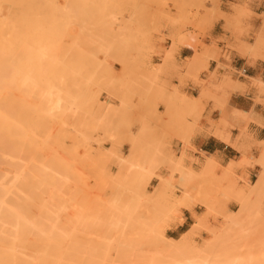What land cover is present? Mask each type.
<instances>
[{
    "label": "rangeland",
    "instance_id": "1",
    "mask_svg": "<svg viewBox=\"0 0 264 264\" xmlns=\"http://www.w3.org/2000/svg\"><path fill=\"white\" fill-rule=\"evenodd\" d=\"M2 1H4V2H2ZM6 1L9 4H6ZM9 1L10 0H0V7H1L0 10H2V12H0L1 21L4 19V21L2 23V27L5 24H8V21H6L5 18H7V15L10 13L9 11L11 9H13V8L10 9L12 3L14 2L16 4V2H17L16 0H15L16 2L13 1L11 3ZM21 1H24V0H21ZM51 1L54 2V7L56 6L57 10H58V8L60 9L63 7V9H60L59 15H56V16H59L60 19L63 16H65L67 18L66 19L64 17L69 22L64 21L63 18L61 19L64 22V23L62 22L63 24L61 25V27L64 25L65 26L67 25L66 28H65V26L62 29H60V27H59L58 29L60 31L59 30L57 31V32H59L58 36L56 35L57 33H55L54 37L48 38L49 35H52L51 31L53 29H56V27H55L57 25L56 22L60 21V24H61V20H59V18L56 20L55 19L56 17H50L49 16L50 13H51V16L53 13H54V16H55V14H58L57 10L55 13L54 8H53L54 12L52 9L53 13L50 11L51 5L48 6L51 3L50 1H49L50 3H48V1H46L47 5H44L45 2H44V4L42 2H40L43 4V6L45 8H46V6H48L47 7L48 10L50 9L49 10L50 12L47 13V10L44 7H42L45 9V11L43 10L44 13L46 12L45 14H47L46 16L44 15L46 19H48L47 18V16H48V17H50L48 20H50V19L52 21L54 19L56 20V21L54 20V23H52V21L50 20L51 21V22L49 21L50 24H49V22H47L49 25L52 26V28L53 27H55V28L52 29L51 26H49L48 24L45 23L46 26H44L42 29V26H40V25L44 24L43 21H42V23L40 22L41 23L40 25L35 26L34 24L37 23L36 20L38 19L36 16H38V15L35 16L33 13H32L33 15L30 13L31 15L30 14L29 15L31 17L35 16L34 18H31L30 16H28V17H30L32 20V28L34 25L35 27L33 29L37 28L35 30L36 31L38 30V32H39V33H36V35L38 36L42 33H44V34L46 33V34L45 35L43 34V36L39 37V39L41 40L40 42H41L42 46H40L41 45L40 42L35 39L38 37L36 35L34 36L35 41L39 42V44H38V46H40L38 49L39 51H37V49H36L37 46L36 47L33 46L34 50L32 52L31 51L29 52V50H25L27 48H30V46L32 47V45H33V43H30L32 45L29 44L30 45L29 46L26 43V44H24V45H26V48L24 45L21 46V47H23V49L21 48L20 55L18 56L17 59L15 58V60H17L16 62H18V59H20V61H19L20 65L16 64L17 67L20 66V67H18L19 69H21V67H23V68L26 67V66H24V64L25 65L27 64L28 65L27 67L31 68L32 67L31 64H33V62H34L33 60H35V62H34L35 64H33V68H34L38 65L39 66L44 65L43 63L41 64L40 62L46 60L45 58H47L48 55L51 53L50 52L51 48H53V47L56 48L55 46H57V48L61 49L62 52L60 50H58L57 48L56 49L53 48L54 52L57 51V53L53 52L54 53L53 54L54 61L51 60V59H53V57L49 56L47 58L48 63L46 62L48 66H49V64H52L53 62H56L58 64L59 59L56 58V55H57V57L59 55L61 58H63V60H65V62L62 64V65L65 64V66H64L65 70L62 69L63 67L61 66V64H60V66H57V68H56L58 70V73H60L59 77L57 76L56 72L55 73L53 72L51 74L48 72L51 68H52L51 71L55 69L53 67V64L49 66L50 69L46 68V67H48L47 65L45 67H41L42 69L40 68L41 71L40 70L39 71L42 72V75L39 74L40 73L38 71L39 66H38V68L36 67L34 69H30V71H32V70L34 71V74H33V72L32 73L30 72V74L31 75L33 74L32 77H35L36 76L35 73L39 72L38 75H41V77H43L44 79H45V77L46 78L49 77V79L47 80L49 82L52 81L53 75L56 74V76L54 75L53 80L56 77H58L59 79L57 78V80H54V84L60 86L61 85L60 83H64L61 85L60 89L62 91L64 90L66 97H64L65 95H63V98L66 99V101H64L66 103L63 104V102H62L63 105H61V106L62 107L65 106L64 109H66L67 111L64 110L62 107H59V108H61V110L63 109L64 111L63 110L62 111L65 113L62 116L63 119L61 117V115H62L61 113H59V115H57V117L60 120H63V121H61L62 124L60 123V120L58 121L55 118V120H56L55 121V120H53V118H51L49 116L50 114H52V113H50V112H52L51 110H48L49 112H47L46 110L42 111V112H44V114H43L44 118H39L38 116H36L38 114L40 115V113L42 114L41 109H40V107H41L40 103L42 105L43 104L45 105V103L44 102L42 103L40 101V98H37V95H33V93L35 94L34 90L36 88L38 89V91H44L43 87L41 90L38 87L39 85L38 86L35 85L36 87L34 85H32L31 88L32 87L34 88V90H33L34 92L32 91L31 88H28V87L24 88L25 93H26V91L31 89L30 90L31 93H29V92H28L29 94L26 93L27 94V96H26V94L21 92L22 88L19 91L20 88H17L15 86V83L11 82L9 84V82H7V80L4 79L5 77H2L3 81L6 80L5 82L2 81L3 87H11V89L12 88L15 89V87H16L15 91L18 90L20 93V94L19 93L16 94L15 91L11 92V90H10V92L6 91L8 89L5 88V90L2 91L3 95H6L4 93H7V92H9L11 95L15 94L14 98L19 99L18 101L16 99V101L18 103L21 102L22 105H23V103H25L24 105H26L28 103L27 106L28 105L30 106V107H28L29 110H27L25 108L27 106H24V107L22 106L27 111L31 110V112H32V109L33 110L36 109L35 111H38L40 109L39 110L40 112H38V114H37V112L36 113L34 112V116L38 118L37 120H35V117L32 116V117H34V118H32V121L29 120V123H30V121H31V123L29 124L27 121V124H29L30 127H28L29 125H27L26 126L27 128H25V126H24L25 124L23 123L24 121L23 122L21 121V123H23V127L21 126V124H17L18 123V122H16L17 120L13 117V115H16V113L14 114L12 112L13 111L12 109L10 111L11 112L10 116L13 117L16 121L13 119V120H11V122L13 124L15 123L14 125H18L17 127H20L23 131L27 130L26 132H28V134L32 137V140H34L32 145L33 144L35 145V149L37 151H38V148L39 149L41 148V146L39 147L41 142H42V144L45 141L51 142L52 138H54V140L56 142H54V141H53L54 143L51 142L53 144V147H52L51 143H49V142H46L45 145L43 144V147L47 148V146H48V148L46 150L47 152L45 151V149H44V151L43 150L41 151L42 159L45 162H48L47 158L52 155L50 152L52 151V149H54L53 150V156H54V153H56V154L58 153L59 155L55 154V156L59 157V158H60V156H62L61 159L63 158L62 160H64V161H61V160L60 161L67 164V166L64 167V171L63 170L61 171L60 169H58L60 172H65V173L60 174L59 172H55L57 167L53 164V160L51 158L52 163L50 161V164H49L50 169L49 170H50L51 175L53 174L52 177H54V175L58 176L60 174V178L62 177V179L56 177L59 180L56 183L58 186L62 183L61 180H63L64 182H63V187L61 186L62 187L61 188L59 186V189L56 188L57 187L56 184H55L56 185L55 187L53 185L54 183L51 184L50 186L52 188H50L51 190H49V194H48L49 197L45 196V200H48V202H50V204L49 203L47 204V201H45L47 204V208H49V210H50V211H47L49 213L48 215L49 216L51 215V217L54 216L55 219L52 218L53 219V221H52L51 217L48 218L49 219L48 221H50V223H48V226H47L49 239L46 238L48 241L46 239L45 240L42 239L44 242L46 241V243H44V245L45 244H47V245H45V247H42L41 249L38 248V249H40V251H42V249H44V248L45 249L43 250L44 252L43 251L40 252L38 250L39 252H38V254L37 253L35 254V257H39V255H41L40 259L43 257H45V258L47 257L48 262L46 264H49V262L54 263V264H57V263L58 264H111V263L112 264H125L127 261H128L127 264H136V263L137 264H142V263L147 264L148 262H149L148 264H151L153 261H155V262H153L154 264L155 263L156 264H171V263L172 264H180V263L184 264V263H186L185 262L186 260H187L186 264H188L191 261H193V264H206V262H207V264H211L212 261H214V258L216 260L218 259L217 261H219V262L222 261L223 263L228 261V262H226L228 264L235 263L234 261H236V260H237L236 261L237 264L240 262H241V264H264V213L259 212L257 205L256 204L253 205L254 204V201H253L252 204H250V205H253V207L249 206V204H247V206H245V208L247 209L246 210L247 212L245 211L246 212L245 215H247V216H245V215L243 216L244 220L246 218V220L244 222L242 220L243 218L242 219H241V217L238 218V217H236V215H234V216L237 219H235L234 217L228 218V216H231V214L233 216V212H237V210L239 209V205H240L239 202L238 203L235 202V200L232 197V194L229 193L230 192L229 190H231V192L233 191L232 193H234L236 188H243V189L248 188L250 183L256 179L255 175L251 179L242 178L240 176L238 177L231 171L230 166H229V169H230L229 172H227V170H223V171H220L219 173H217L218 171H216V168L218 166L214 167L210 173L209 172H203V167H202V169L201 168L200 169H195V168L191 169L189 166L186 167L182 163H178V161L174 162V158L172 156L169 158V163H165L166 151L164 152V147H165L164 136H157V135H154L152 137L144 136V128H148L150 126H153L154 128L163 129L165 126H168V125H171V126L172 125H178L179 126L180 125V119H181L180 117H183L182 114H177V113H174V114L170 115L169 117H167V116L166 117H159V116L157 117L151 113L149 107L148 108L144 107V102L148 104L149 101H151L150 100L151 98L153 101L161 100L160 88L155 83L144 86V79H143L144 73H142V70H141V65H144V53H147L150 50L152 51L153 47H154V43L156 42V40L162 41L165 39V37H166V39H170L172 41L173 45H175L176 43L180 44L183 41L195 42L197 40V38L206 31V29L209 25L210 18L213 16H216L218 14V12H213L214 14L211 12L212 9L214 8L213 7V1L214 0H189V1L188 0H186V1L185 0L184 1H182V0H159V1L158 0H144L145 2L143 0H132V1L127 0L128 2L126 0L125 1L124 0H111V1H109V0L108 1L107 0L106 1L105 0H86V1L85 0L84 1L83 0H77L80 4H77L78 2H75L76 0H71L70 5L72 4L73 6H71L72 10H70V12H71V14L75 15V19L73 18L74 16L70 14V12H69V14L71 16H68L69 18L67 17L68 13L65 14L66 13L65 11L67 10L65 8V7H67L65 4L67 2L69 4L68 0H56V1L51 0ZM93 1H95V2H93ZM141 1H143L146 4V6H145V4L144 5L141 4ZM19 2L20 1H18V4H16V5H19L20 4ZM24 2L26 3V0ZM35 2H36V0H34L33 1L34 4H32V7L35 5V7H33V8H35V9H33V11L36 10L37 14H39V12H38V10H39L38 4L39 3H37L38 0L36 2L37 4H35ZM108 2L109 3L111 2V3L108 4ZM1 4H3V5L1 6ZM4 4H6V8H5ZM26 4L27 5L29 4L28 0H27ZM219 4H220V1L217 2V5H216V3H214V6H216V8L218 9ZM30 5H28V6L30 7ZM124 5H126V6H124ZM209 5H210V7H209ZM91 6H93V7H91ZM12 7H13V5H12ZM36 7L38 8V10L36 9ZM78 7H79V9L80 8L81 9L78 10ZM113 7H115V8H113ZM131 7H133V8H131ZM153 7L156 9L154 10ZM180 7H182V9ZM107 8H108V12H107ZM139 8H141L142 11L141 10L139 11ZM6 9H8V11ZM73 9H75L76 11ZM84 9L87 12H85ZM96 9H98L102 12H97ZM14 10H15V8H14ZM14 10H13V13H14ZM16 10H17V13H18V11H20L17 9V7H16ZM16 10H15V12H16ZM88 10L91 13H92V11L94 12V10H95L96 11L95 17H93L94 16L93 14H91L92 15L91 16ZM29 11L31 12V9L27 10V12H29ZM74 11H75V13H74ZM80 11L82 14L84 13V15L80 14L81 16H83V18L79 15ZM22 12H23V10H21V12L18 13V14H20L21 18L23 17L22 19L19 18L18 15H17L18 18L15 15L16 16L15 19H14V17H11L13 15H9L11 17L10 21L12 22L13 19L15 21L14 22L15 23L14 24V30H15V28L21 30V28H23L24 26H25L24 27L25 29H26V27L31 28V26H30L31 24H29L30 27H28L27 25L24 24L25 21L27 23V20H24L25 16H23V14H25L26 11L24 10V13L21 16ZM88 13L91 16V19L89 18L90 16L87 15ZM5 14H6V16H5ZM62 14H63V16L61 17L60 15H62ZM96 14L98 15L99 19L96 18L97 17ZM40 15H41V12H40ZM40 15L38 17H39V19L41 17V20H42V18L44 16H40ZM165 15H166V17H165ZM26 16H27V14H26ZM10 17H8V18H10ZM78 17H80V19ZM86 18L89 20L85 21L84 19H86ZM102 18L105 19L104 20L105 23H103ZM179 18H180V20H179ZM33 19L35 21H33ZM81 19H83V22L81 21ZM100 20L102 21V24H104V25H101L99 23ZM16 21L18 23H16ZM22 21H24V22H22ZM45 21H47V20H45ZM84 21L86 23H84ZM106 21H108L109 24L111 22L110 26L107 25ZM38 22H39V20H38ZM134 22H135L136 26H135ZM152 22H154V24ZM75 23H77V24H75ZM88 23H89V25H88ZM84 24H87V26H85ZM105 25H107V26L105 27ZM100 27H104L105 30H103L104 28L101 29ZM137 27H138V29H137L138 31L135 33ZM85 28H88L90 30H86ZM4 29H6V30H4ZM4 29L2 28L3 32L7 31V33H8V28L6 25H5ZM47 29H48V31H47ZM50 29H52V30H50ZM100 29H101V31H100ZM125 29H126V31H125ZM35 30H32V31L35 32ZM102 30L104 31L103 33H102ZM121 31H123L122 34L120 33ZM131 31H134V33ZM242 31H244V29H242ZM5 32L2 33L5 36V37H3V35H2V38H4V39L6 37L9 38V36L11 35L10 32H12L11 29L7 35ZM17 32H19V31H17ZM47 32H48V34H47ZM54 32H56V31H54ZM15 33H16V31H15ZM87 33H88V35H86ZM101 33H102V35H101ZM106 33H108V34H106ZM111 33H114L113 37L115 38V40L118 38L117 43L121 45L120 47H122L123 50L120 47L118 49L119 45H117V48H116L117 43L114 42V38L111 36L112 35ZM131 33L133 35H131ZM18 34H20V33H18ZM27 34L25 36H27ZM31 34L33 35L32 32H31ZM31 34L29 33L30 36H32ZM98 34H100V35H98ZM29 35H28V37H29ZM103 35H105L104 38L109 35L107 37L108 39L106 38L107 42L104 41L105 40L104 38L102 39L103 41L100 40L103 37ZM144 35H146V38ZM11 36H10V38H11ZM14 36H18V35L14 34ZM14 36H12V37H14ZM44 36L46 37V40L48 41V42L46 40L44 41V38H43V41H44L43 43H46V44L42 43L41 38ZM55 36H57L56 39L57 40L59 39L58 40L59 42L55 39ZM21 37L23 39H25L22 35L20 36V38ZM28 37H26V38L28 39ZM60 37H61V40H60ZM110 37H111V40L109 39ZM128 37H129V39H128ZM18 38H19V36L17 38H14L16 41L15 44H17L18 40H16V39H18ZM32 38H33V36H32ZM82 38H84V39H82ZM48 39L49 40L53 39L54 41L52 40L51 42H49ZM70 39L71 40L73 39V41H70ZM122 39L125 42L124 46H122V44H124ZM29 40L31 41L32 39H29ZM108 40H110V41H108ZM23 41H22V44H23ZM79 41H80V44H79ZM89 41L91 42V44L89 43ZM134 41H136V42H134ZM26 42H29V41L27 40ZM37 42L35 43L36 45H37ZM53 42H54V44H53ZM55 42H57L59 44H57ZM92 42L96 45L92 44ZM102 42L104 44H102ZM13 43H14V40H13ZM24 43H25V41H24ZM86 43H89V44H86ZM113 43H115V46ZM15 44H14V46H16ZM4 45L6 46V44H4ZM4 45H3V47H5ZM45 45H46V47H45ZM47 46L49 48H47ZM3 47L1 49H5ZM90 47L91 48L93 47V50L91 49V51L89 52L88 48L90 49ZM125 47H126V49H125ZM32 48H30V49L32 50ZM40 48H42L41 51H40ZM62 48H64V49L62 50ZM191 48H194V47L191 46ZM14 49L18 50L19 47L17 49V46H16V48L14 47ZM14 49H13V52L15 51ZM43 49H45L47 51V54H46L47 56L45 55V53L42 52ZM45 50H43V51L46 52ZM26 51H27V53L28 52L31 53V57L29 56V59H28V57L26 56L27 60H24V59H22V55H24V52H26ZM59 51H60V53H59ZM1 52L4 54L3 51H1ZM8 52H9V54L11 53L10 50ZM36 52L37 53L41 52L44 55H42L40 53V56H39V55H37ZM15 53H14V56H15ZM60 54H63L62 55L63 57ZM27 55H30V54H27ZM35 55L40 57V59H41L40 62H39V58L36 57ZM110 55H112V56H110ZM5 56H6V54H5ZM10 56L13 57V55H10ZM41 56H45V58L43 57V60H42ZM87 56H88V58H87ZM34 57L38 58V60L35 59ZM61 58H60V62H61ZM1 60H2L3 64L7 66V63L10 59H8L6 57V59H1ZM13 60H14V57H13ZM110 60L117 61L122 66V70L120 73L113 72V70L109 67V61ZM21 62L23 63L22 66H21ZM29 63H31L30 64L31 67L29 66ZM34 65H36V66H34ZM1 66H3V65H1ZM54 66H55V64H54ZM58 67H60L61 69ZM67 67H68V69H67ZM43 68L45 70L48 69V71L46 70L47 73L44 72L45 70L42 71ZM4 69H6V67H4ZM66 69H67V71H66ZM22 70L23 69H21L19 71H21V73L26 72V71H22ZM28 70H27V72H28ZM57 70H54V71H57ZM60 70H61V72H63L64 75L60 72ZM3 71L4 70L2 69V72H1L2 75H3ZM6 71H8V70L6 69ZM27 72H26V75H27ZM43 72L46 73V75ZM72 72H73V74H72ZM43 74L45 76H43ZM81 74H83V76H81ZM35 79H36V77H35ZM37 80L38 81L40 80V84L44 81L43 80L41 82L42 79H37ZM37 80L34 81L36 84L38 83ZM45 81H46V79H45ZM55 81H58V82H55ZM49 82H47V83H49ZM70 82H72V84ZM35 83H33V84H35ZM47 83H46V85H47ZM50 84H52V82ZM73 84H74V86H73ZM65 85H67V86H65ZM41 86L42 85H40V88H41ZM9 93H7V95ZM36 93H38V92L36 91ZM40 93L41 92H39V95H40ZM61 93L63 94V92H61ZM21 94H23V95H21ZM102 94L106 95L108 99L111 97L117 98L121 103L123 111L119 112V110H117L118 109L117 107L107 106V105H105V103L103 101L101 102L100 99L102 98ZM20 95L23 96L22 97L23 99L21 98ZM28 95H30V97H32L33 99L31 98L32 100H30L29 99L30 97ZM24 97L25 98L27 97L26 99H29V100H26ZM69 97H71V98H69ZM4 98H7V96H5ZM14 98H13V100H15ZM173 98H175L176 100L179 99L181 102H183V98H185V96H181L178 92H175ZM20 99L24 102L20 101ZM38 100L40 101V103H38L39 102ZM4 101L5 100L3 99V102ZM9 102L11 103V101H8L7 106H8ZM21 103H20V106H21ZM12 104H13V101H12ZM66 104L67 105L69 104L70 107H69V105L67 106ZM3 105H4V103H3ZM20 106L19 107L16 106V107H18L16 109L19 110L21 108V110H22V107H20ZM31 106L34 108H32ZM11 107L14 108L13 105H11ZM4 108H6V107H4ZM30 108H32V109H30ZM44 108L46 109V107H44ZM76 108H77V112L74 113L76 111ZM54 110L57 111L56 109H54ZM59 110L60 109H58V112H60ZM16 112H18V111H16ZM19 112L18 113L23 116L24 110H22V113L20 110H19ZM45 112H47V113H45ZM12 113H13V115H11ZM48 113H49V115L46 116V114H48ZM72 113H73V115H72ZM25 115L26 114H24V116ZM51 116L56 117L54 114ZM28 117H27V119H28ZM40 117H42V116L40 115ZM16 118L18 119L19 116ZM23 119L25 120L24 117H23ZM33 119L36 122H34ZM39 119H40V121H38ZM19 120H21V119H19ZM32 122H33V125H32ZM37 122H39V123H37ZM39 125H40V127H39ZM54 125H56V126H54ZM59 125H61V127ZM135 125L140 126L141 130L136 136H133V135L129 134L130 133L129 129ZM45 126H47L45 128L46 130L41 131V130H44L43 128ZM57 126H59L61 129L58 128ZM13 127H15V126L12 125V128ZM38 127L39 128L43 127V128H41V130H40V129H38ZM30 128L33 130L35 129V130L31 131ZM48 128H49V130H48ZM21 129H19V131ZM80 129H81V131H80ZM37 131H39L40 134H38ZM32 132H35V134ZM53 132H56V134L54 133V135H53ZM56 137L57 138L58 137H64V138H62L63 140H61V138H58V139H60L61 143L64 144L63 146H64L65 152L62 150V148H63L62 145H60V143L57 144L58 142L56 140ZM70 138H72V139L70 140ZM123 142H128L130 144L128 151H121L120 150L119 147ZM21 143H22V141H21ZM56 144L58 145V147ZM73 144H75V145L73 146ZM36 145H38V146H36ZM260 145H264V143H261ZM17 146L19 147V146H23V145L18 144ZM49 147H51V148H49ZM59 147H61V148H59ZM22 148L23 147H21V150L18 149V151L21 152L23 150ZM56 148L61 149L64 154L62 152H59L60 150H56ZM261 149L262 148H260L259 155L257 157H254V155H250L249 159L244 158L243 160L245 161V163H239L240 167L241 166L247 167V168L256 167V169L254 170V173L257 175L258 170H259V165L256 166L255 164H258L256 162L260 157ZM101 152H103V153H101ZM83 153H85V154L83 155ZM22 154H23V151H22ZM18 155L21 156L20 153ZM23 155H22V157H23ZM69 155H71V156H69ZM75 155L76 156L80 155V156L76 157ZM90 155H91V157H90ZM96 155H97V157H96ZM20 156H19V158L21 159L22 157H20ZM117 157H119V159ZM83 159H85V161ZM22 161H20V162L23 163ZM18 162H19V160H18ZM97 162H99V163H97ZM127 163L130 165L128 166ZM51 164H53L54 167ZM100 165H101V167H100ZM67 168H69V169L66 170ZM84 170H86V171H84ZM70 171H71V173H70ZM187 171L191 172V174H189L190 176H185V173ZM224 171H226L227 173L225 174ZM75 172H77L76 173L77 175L75 174ZM90 172H91V174H90ZM95 172H97V173H95ZM201 172H203L204 174L207 173V174H205L206 176L204 175L205 179L202 176V178L206 181L204 182L203 180H201V181L199 180V182H201V183H199V182L197 183L196 182L198 180L197 175H200ZM94 173L96 174V176ZM203 173H201V175H203ZM187 175H188V173H187ZM192 175H194V176L192 177ZM195 176L197 178H195ZM200 176H199V178H201ZM159 177H163L165 179H168L170 182L167 185L168 188H166L167 192L164 190L163 195H161L160 197H155V196H153L152 192L154 191L155 186L159 182ZM137 178L139 179V181H141L140 179H142V182H144V184L146 181V185L143 186L142 182L138 181L140 184H142V185L138 186V182H137L138 179ZM102 180H103V182H102ZM134 181L136 183H134ZM150 181H151V183H150ZM202 183H204V184H202ZM198 184L202 185V186H199L200 187L199 188L197 186ZM83 185H84V187H82ZM133 186L135 188H136V186H138L140 189L137 187L136 188L137 191H136V189ZM232 186L234 188H232ZM92 187H94V188H92ZM197 187L199 189L198 190L199 192H201L200 190L203 191V189H201L202 187L205 189L203 191V193H198V194L202 198H205L202 200H207V202H209V204L206 203L209 206V208L206 207L207 206L206 204H205L206 205L205 206V205H203L204 203L202 204L200 202V201H202V200H200L201 197L199 199V198H197V196H195V194L193 195L194 196L193 198H197L198 202L200 204H198L197 200H194L195 202H197V204L193 203L194 204L193 206L196 208L197 212L192 213V221L190 222L191 225L188 226V229H190L191 226H193V224L196 223V221L199 217L200 218L198 220H200L204 216L206 218L204 217L203 220L201 219V221H199V222L203 221L204 224L201 223L202 225L200 226V223L198 222L199 225H197L195 227L196 228L195 232L191 236V240H190L191 244L188 243L189 245L186 244L187 246L185 244L179 245L180 248L178 246L177 247L175 246V248H173L170 251V252H172L174 250L173 253H175V254H173L170 252H164L162 249H160L159 247L162 245V243L157 244L156 241H153V240H156L155 238L153 239V237H150L149 239L152 238V241H150L148 239L149 240V242H148L147 238L149 237V235H151L152 231L155 229H156V231L158 229L163 230L164 235L166 237H169V234L165 233L166 229H168V227H165L167 224L166 222L180 223L182 221V213L180 210L182 208H185L188 203L194 202V201H192L193 198H191L192 195L190 193L191 192L194 193V191H195V193L198 192L195 189ZM54 188H55V190H54ZM95 188H97V189H95ZM138 190H140V191L138 192ZM142 191H145V193H141ZM62 193L64 195H66L67 193L68 194L66 196H64V195L62 196ZM189 194L191 195L189 198L192 200L186 201V199H187L186 198L185 199V206L182 207L181 202L184 200L183 198L187 197V195L189 196ZM196 195H197V193H196ZM50 196H52V198H50ZM65 197H66V199H65ZM235 197H236L235 199L238 200L237 193H236ZM53 198L55 200H53ZM68 198L70 200H68ZM34 200L36 201V199H34ZM251 200L249 203H251ZM115 201H116V203H115ZM36 202H38V200ZM36 202H32V205L30 207L31 212L29 213V215H30V217L33 218V220L35 219V217L38 218L37 214L40 212V209H41V208L40 209L38 208L40 205H39V203L36 204ZM179 202H180V204H179ZM202 202H204V201H202ZM182 203H184V202H182ZM246 203H248V202H246ZM33 204H34V207L32 209ZM35 204H36V208H35ZM120 204H121V207H120ZM55 206L57 207V209ZM79 206H81V207L79 208ZM45 209H46V207H45ZM53 210H54V212L59 210L58 214H57V212H56L57 215L54 214V212H52ZM92 211H94L93 214H92ZM120 211H121V213H120ZM115 212H116V214H115ZM51 213H53V214H51ZM74 213H77L79 215V217L77 214H74ZM124 213H125V215H124ZM66 215H68L67 216L68 219L65 218ZM75 215H77L76 217H78L77 220L78 219L84 220L85 223L89 222L88 226H87V227H89L88 230L86 227V230L83 231L85 228L84 226H86L87 224H85L83 226L84 228L83 227L79 228L82 222L80 221V225L79 224L76 225V223L78 221L76 223H74L76 220ZM81 215H84L86 217L85 218L86 220ZM113 216H116V218ZM89 219L91 221L92 220L93 221L91 222ZM58 220H59L60 224L56 223ZM68 220L70 222H67ZM229 220L232 221V223H234L232 228H231V226H229V227L227 226ZM233 220H234V222H233ZM240 220H242V221L240 222ZM111 221L113 223L109 224V223H111ZM93 222H94V224H93ZM73 223L75 225H73ZM243 223H245V224H243ZM56 224H57V226H56ZM91 224H92V226H90ZM82 225H83V223H82ZM59 227L60 228L63 227L62 228L63 230L60 229ZM107 227L109 229L111 228V230L107 231V232L111 231V234L109 233L110 234L109 240H108V238H106L108 235L105 237V234L107 232L106 233L104 232L105 234L103 233L104 229L108 230ZM226 227L228 228L229 231H227ZM58 229H60V230H58ZM116 229H118V232L116 231ZM222 229H223V231H222ZM236 229L240 233V235H239V233H237L235 231ZM41 230H44V229H41ZM121 230H122V232H124L126 230L127 232H125V233L128 234L127 236H129V235H131V236L125 237L123 233L121 235V233H119V232H121ZM97 231H99V232H97ZM46 232H45V234H46ZM93 232H96V233L93 234ZM222 232L224 235L222 234ZM228 232L233 238L237 239L238 242H236L237 240L236 241L233 240V238L230 235H228L229 238H232L231 240L235 241L232 243L230 241V239L228 237H226ZM101 233L104 234L105 239H107L108 241L105 240L104 237H100V235H102ZM118 233L121 236H119ZM139 233H140L141 237H143V235H144V238H141L142 240H139L140 243L137 240L139 243V248L136 247L138 245L130 247L129 244H132L131 241H134L131 238L133 237V238H135V240L140 238ZM219 233L222 235H220ZM41 234H42V232H41ZM96 234H97V236H93ZM136 234H138L139 236ZM23 235H24V233H23ZM26 235L27 234H25V236ZM49 235H50V237H49ZM114 235H115V237H114ZM181 235L182 234L177 235L174 238L177 239ZM30 236H31V234H30ZM39 236L41 237V235H39ZM44 236H47V235H44ZM215 236H218V238H220V239L217 240V237H215ZM31 237L34 238L35 235L31 236ZM40 237H38V239H40ZM116 237H119V238L121 237L122 239L125 238L126 243H127V240L129 241V243H127V244L125 243L123 245L122 243H124V241L120 238L121 239L120 242H122V241L123 242L119 243L118 242L119 240L118 241L115 240V239H117ZM136 237H138V238H136ZM154 237H156V236H154ZM26 238L28 239V237H25V245L20 246L24 250L19 249V247L18 248H13V247H11V248L7 247L6 248V247L0 246V254L2 255L3 253H5V254L8 253L11 255L10 252L12 249V255L13 254L14 255L19 254L20 257L25 256V258H26L27 257L26 255L29 252V248H28V251L26 252L27 249L25 250V247L28 246L31 248V246L26 245V243L28 242V241H26L27 240ZM73 238H75L76 241H74L75 239L73 240ZM222 238L224 239V241H222L223 240ZM227 238L229 239V241L227 240ZM30 239H29V241H31ZM69 239H72V240H69ZM215 239L217 240V242ZM103 240L107 241L109 243V244H106L108 246V248H106V250H104L105 249L104 247H107L106 245H104V247L100 246L102 248L96 247L98 245V243L103 242ZM145 240L147 242L144 243L143 241H145ZM116 241L122 247L119 245H116L115 244ZM157 241L161 242L159 240H157ZM226 241H228L227 243L231 242V244L226 245L227 244ZM152 242L154 245L151 244ZM221 242L222 243L225 242L223 244L226 247L228 246L229 248H224V246H222L223 249H221V244H222ZM79 243H82L84 247H82V244L80 245ZM93 243H94V245H93ZM95 243H96V246H95ZM134 243L136 244L137 242H133V245H134ZM209 243H211V244H209ZM29 244H30V242H29ZM31 244H32V242H31ZM37 244L41 246L40 242H38ZM78 244H79V246H78ZM86 244H87V246H86ZM215 244L217 246H215ZM42 245H43V242H42ZM55 245L57 247H55ZM100 245H101V243H100ZM114 245H115V247L119 246L116 248V250H119V251L122 249H124V250L128 249L127 251L125 250L127 253L122 250L123 252L121 251L120 254H118L117 252H119V251H117V252L115 251ZM150 245L151 246L153 245V246L150 248ZM144 246H146V249H144ZM58 247L62 250H60V249L58 250ZM92 247H96L98 250L96 248H94V250L96 249L95 250L96 252L94 250L90 251V249H93ZM120 247L122 249H118ZM141 247L143 249H141ZM147 247H149V249ZM205 247H208V248H205ZM2 248L7 249L6 250L7 252L5 251V249L3 250ZM9 248H10V251H9ZM80 248H83V250H80ZM84 248L87 250L85 251ZM88 248H89V251H88ZM99 248L101 249V251H103V253L105 255H103V253L101 251H99ZM152 248H155V250H153ZM14 249H16V250H14ZM130 249H131V251H130ZM150 249H152V250H150ZM232 249L233 250L236 249L238 251L235 250V253H234V251ZM21 250L24 251V253L26 255H24V254H23L24 256L20 255V253L22 252ZM33 250H35V249H33ZM33 250L31 249L29 253L32 254L34 252ZM211 250H212V252H211ZM214 250H216V251H214ZM239 250H241L242 252ZM87 251L89 253L93 252L95 257L92 256L93 253L89 254ZM128 251L130 253H128ZM231 251H233L232 254H231ZM45 252H47V253H45ZM100 252L102 253V255H100L101 254ZM137 252H140L141 254L145 255L146 258L139 253L137 254ZM145 252H146V254H145ZM176 252H177V254H176ZM215 252H216V254H215ZM39 253H42V254H39ZM116 253L118 254V256L117 255L115 256ZM123 253L128 254L127 255L128 257L127 256L126 257L129 258V260L127 258H125L126 254H123ZM236 253H237V255L238 254L242 255L243 259L240 256L235 255ZM30 254H29V256H30ZM213 254H215V255H213ZM51 255H53L52 257L55 261L57 260L56 262L54 260H52V258H50ZM62 255H64V256L62 257ZM119 255H122V256H119ZM233 255L235 257L237 256V258L235 259V257H233ZM33 256H34V254H33ZM96 256H99V257H96ZM136 256H137V258H136ZM30 257L29 258L27 257V260L31 261L32 262L31 264H36V263H34L37 261V260L36 261L34 260L36 258H33V260H34L33 261V260H30ZM54 257H56L57 259H55ZM108 257L110 260L107 259ZM208 257H209V259H208ZM220 257H221V259H220ZM25 258H22V259H25ZM92 258H94V259H92ZM95 258H96V260H95ZM50 259H51V261H50ZM121 259L122 260L127 259V261H121ZM188 260H191V261L188 262ZM202 260H203V263H201ZM100 261H101V263H100ZM117 261H118V263H115ZM210 261H211V263H210ZM0 262H2L1 259H0ZM42 262H45V259ZM122 262H124V263H122ZM190 264H192V263H190Z\"/></svg>",
    "mask_w": 264,
    "mask_h": 264
},
{
    "label": "crops",
    "instance_id": "2",
    "mask_svg": "<svg viewBox=\"0 0 264 264\" xmlns=\"http://www.w3.org/2000/svg\"><path fill=\"white\" fill-rule=\"evenodd\" d=\"M218 9L220 13L210 18L206 31L196 43L183 41L173 45L165 37L162 41L156 40L152 51L144 53V65H141L144 86L155 83L160 88L161 98L157 101L151 98L148 104L144 102V107H149L157 117L183 115L179 126L168 125L163 129L150 126L144 128V136H164L165 163H169L172 156L174 162L200 169L210 160L217 163V173L231 164L236 176L251 179L255 175L256 178V167H240L238 163H244L243 159H249L250 155L257 157L264 146L260 145L264 143V46H257L260 41L264 45V0H220ZM258 34L262 35L261 39ZM243 43L251 46L255 54L245 46L246 52L239 50ZM168 50L173 51L169 53L171 59L166 55ZM109 67L115 73L122 70L114 60L109 61ZM175 92L185 96L183 102L173 98ZM187 98L193 102L182 104ZM100 101L123 111L115 97L108 99L102 94ZM190 104H194L191 108L195 107V116L189 112L193 111ZM183 106L188 108L185 107L184 112ZM221 119L226 122L224 132L229 141L213 134L214 124L217 126ZM140 130V126L135 125L128 133L136 136ZM129 147L128 142H123L119 148L128 151ZM180 211L182 221L165 231L169 237L186 232L192 213L197 212L195 207Z\"/></svg>",
    "mask_w": 264,
    "mask_h": 264
},
{
    "label": "bare ground",
    "instance_id": "3",
    "mask_svg": "<svg viewBox=\"0 0 264 264\" xmlns=\"http://www.w3.org/2000/svg\"><path fill=\"white\" fill-rule=\"evenodd\" d=\"M13 1H15V0H10L9 2L11 3V2H13ZM17 1V2H16ZM15 2H16V4H18V1H20L19 3L22 5H16L14 2V4L12 3V5H13V7H12V5H11V7H10V9L11 8H13V9H9L10 11V13L7 15V18L8 17H10L9 15H13V16H11V17H14V19H15V17L18 15L19 16V18H21L20 17V14H18L19 12H21V10H23V12L21 13V16H22V14L24 13V10L26 11L25 12V14H23V16H25L24 18V20H27V23H26V21L24 22V21H22V22H24V24L25 25H27L28 27H30L31 26V28H27L26 27V29L23 27V28H21V30L20 29H17V28H15V30H14V19L12 20V22L10 21V19H11V17L10 18H5V20L6 21H8V24H5L6 26H7V28H8V33H9V31H10V29H11V31L12 32H10V34L12 35V36H14V34H16V35H18L19 36V38L18 39H16V40H18L17 41V44H15V39L14 38H17L18 36H14V37H12L11 35V38H10V36H9V38H2V33H4L3 32V30H2V28L4 29V27H5V25L2 27V23H3V21H4V19L1 21V17H0V246H2V247H13V248H18L19 247V249H22L20 246H24L25 245V237H28V239L26 240V241H28L27 243H26V245H29V246H31V248L30 247H28V246H26L25 247V250H26V252L28 251V248H29V252H30V250L32 249H35V250H33L34 252L32 253V254H30L29 252V254H30V256H29V254L27 253V255L24 253V251H22V250H24V249H22L21 251L23 252H19L20 253V255H26L28 258L30 257V260H33V258H36V259H34L36 262H34V263H36V264H46L47 262H48V259H47V257L45 258V257H43L44 259H45V262H42L44 259L43 258H41L40 259V257H41V255H39V257H35V254L37 253L38 254V252L40 251V249L42 248V247H45V245H47V244H45L44 245V243H46V241L44 242L42 239H49L48 238V231H47V226H48V223H50V221H48L49 219L48 218H50L51 217V215L49 216L48 214V212L47 211H50L49 210V208H47V204L49 203L50 204V202H48V200H45V196L46 197H49L48 196V194H49V190H51L50 188H52L50 185L51 184H53L54 185V187L57 185L56 183L59 181L57 178H60V174L61 173H65V172H60L58 169H60L61 171L63 170L64 171V167L65 166H67V164L66 163H63V162H61V161H64V160H62L61 159V157L62 156H60V158L59 157H56L55 156V154L56 153H54V156H53V150L54 149H52V151L50 152L52 155L50 156V157H48L47 158V161L48 162H45L43 159H42V156H41V151L43 150L44 151V149H45V151L47 150V148H48V144L46 145L47 146V148L46 147H43V144L45 145V143L46 142H49V141H45L43 144H42V142H41V144L39 145V147L41 146V148L39 149L38 148V151L35 149V145L33 144L32 145V143H33V141L34 140H32V137L28 134V132H26L27 130H22L20 127H17L18 125H14L12 122H11V120H13L14 118L17 120H15L16 122H18L17 124H21V126L23 127V123L25 124L24 126H25V128H27L26 126L27 125H29L30 123H31V121H32V118H34L35 116H34V112L36 113L37 112V114H38V112H40L39 110L41 109V112L44 110H46L47 112H49L48 110H51L52 112H50V113H52V114H50L49 115V113L48 114H46V116L47 115H49L51 118H53V120H55V118H56V120H60L58 117H57V115H59V113H61L62 115H61V117L63 116V114L65 113V112H63L64 110H66V109H64L65 108V106H61V105H63L64 103H66V102H64V101H66V99L65 98H63V95H65V93H64V90L62 91L61 89H60V87H61V85L62 84H64V83H60L61 85L59 86V85H55L54 84V80H57V78L59 77V74L60 73H58V70L56 69L57 68V66H60V64H61V66L63 67L62 69L63 70H65L64 69V66H65V64L64 65H62L64 62H65V60H63V58H61L59 55H58V57H57V55H56V58L57 59H59L58 60V64L56 63V62H53L54 61V57H53V54L54 53H57V51H55L54 52V50H53V48H51V50H50V52L52 53H50L49 55H48V57L50 56V57H53V59H51V60H53L52 62V64H53V67L55 68H53L54 70H57V71H54V70H52L51 71V69H50V65H52V64H49V66L47 65V63H48V60H47V58H45V56H41V58H42V60H43V57L46 59V60H44V61H41V59H40V57H38V56H36V57H38L39 58V62L42 64H44V65H42V66H39V68H38V66H36V65H34V66H36L37 68H38V71L40 70V68L41 67H45L46 65L48 66V67H46V68H49L50 70L48 71V69H46L50 74L51 73H55L56 72V74H57V76L58 77H56V78H54V80H53V77H54V75L56 76V74H54L53 75V77H52V81H47L48 79H49V77H45V79H46V81H45V79L43 78V77H41V75H42V72H38L39 74H41V75H38V73L36 72L35 74H36V79H35V77H32L33 76V74H34V71L32 70V71H30V69H34V68H36V67H34L33 68V64H35L34 62H35V60H33L34 62H33V64H31V63H29V66H30V64H31V68H29V67H27L28 65L26 64H24V66H26V67H21V69H23L22 71H26L27 72V70H28V72H27V75H26V72H22L21 73V71H19V70H21V69H19L18 67H20V66H16V64H18V65H20V59H18V62H16L17 60H15V58L17 59L18 58V56L20 55V51H21V48L23 49V47H21V46H23L24 44H30V43H33V45L32 44H30V45H32V47L33 46H37V51H39L38 49H39V47L40 46H42V44H41V40L39 39V37H41V36H43V34L44 33H42V34H40V35H36V33H39L38 32V30L36 31L35 29H37V28H35V29H33L36 25H40L41 23H42V21L44 22V24H41L40 26H42V29H43V27L44 26H46V24H48L47 22H49L50 20H48L50 17H56L55 19L57 20L58 18H59V16H56V15H59V13H60V9H63V7L62 8H58V10L56 9L57 7L55 6L54 7V2L53 1H51V0H38V2H37V0H36V2L37 3H39L37 6H38V8H39V10H38V8L36 7V9L38 10V12H39V14H37V12H36V10L35 11H33V9H35V8H33V7H35V5L32 7V4H34L33 3V1L32 0H28V5H30V7L26 4L27 3V0H26V3L24 2V1H21V0H16ZM31 1V2H30ZM46 1H48V3H50L48 6H50L51 5V7H50V11L52 12V9L54 8L55 9V13H56V10H57V12H58V14H55V16H54V9H53V14H52V16H51V13H50V17H48L47 16V18L48 19H46L45 18V16L47 15V14H45L44 13V11H45V9L47 10V13L48 12H50L49 10H48V6H46V8L43 6V4H44V2H45V4L44 5H47V3H46ZM50 1V2H49ZM56 1V0H55ZM69 1V4H68V2L65 4L67 7H65L67 10L65 11L66 13L65 14H69V12H70V10H72V7L71 6H73L72 4L70 5V3H71V0H68ZM84 1V0H83ZM86 1V0H85ZM106 1V0H105ZM108 1V0H107ZM109 1H111V0H109ZM125 1V0H124ZM127 1V0H126ZM132 1V0H131ZM144 1V0H143ZM143 1H141V4H145ZM159 1V0H158ZM182 1H184V0H182ZM181 1V2H182ZM186 1V0H185ZM189 1V0H188ZM220 0H214L213 1V9H212V13L213 12H218V13H220L219 12V9H217L216 8V6H214V3H216V5H217V2H219ZM2 2H4V1H2ZM35 2V4H37ZM40 2H42V3H40ZM66 2V1H65ZM75 2H78L77 0L75 1ZM93 2H95V1H93ZM128 2V1H127ZM97 3V2H96ZM95 3V4H96ZM111 3V2H110ZM109 2H108V4H110ZM132 3V2H131ZM140 3V2H139ZM147 3V2H146ZM151 3V2H150ZM161 3V2H160ZM183 3V2H182ZM181 3V4H182ZM188 3V2H187ZM6 4H9L7 1H6ZM6 4H4V6H5V8H6ZM26 6H25V5ZM41 4V5H40ZM68 4V5H67ZM77 4H80L79 2L77 3ZM104 4V3H103ZM106 4V3H105ZM107 4V5H108ZM135 4V3H134ZM3 4H1V6H2ZM17 7V9L18 10H20L21 8V10L20 11H18V13H17V10H16V7ZM26 7H24V6ZM64 5V6H65ZM70 5V6H69ZM90 5V4H89ZM106 5V6H107ZM137 5V4H136ZM153 5V4H152ZM8 6V5H7ZM41 6V7H40ZM69 6V7H68ZM80 6V5H79ZM124 6H126V5H124ZM145 6H146V4H145ZM19 7V8H18ZM42 7H44V8H42ZM81 7V6H80ZM90 7V6H89ZM91 7H93V6H91ZM95 7V6H94ZM1 8V7H0ZM14 8H15V10H16V12H15V10H14ZM30 10L31 9V12L29 11V12H27V10L28 9ZM64 8V9H65ZM110 8V7H109ZM113 8H115V7H113ZM131 8H133V7H131ZM154 8V7H153ZM181 9H182V7H180ZM27 9V10H26ZM42 9V10H41ZM81 9V8H80ZM79 9V7H78V10H80ZM137 9V8H136ZM156 8H154V10H155ZM184 9V8H183ZM7 11H8V9H6ZM13 10H14V13H13ZM44 10V11H43ZM73 10H75V9H73ZM92 10V9H91ZM97 10V12H102V11H100V10H98V9H96ZM142 11V9L141 8H139V11ZM43 11V12H42ZM62 11V10H61ZM68 11V12H67ZM76 11V10H75ZM75 11H74V13H75ZM82 11V10H81ZM81 11H80V13H79V15L81 14V15H84V13L82 14L81 13ZM84 11L85 12H87L85 9H84ZM89 11V10H88ZM134 11V10H133ZM132 11V12H133ZM136 11V10H135ZM0 12H2V10H0ZM4 12V11H3ZM12 12V13H11ZM40 12H41V15H40ZM63 12V11H62ZM95 10H94V12L92 11V13L89 11V13H90V15L91 14H93L94 16L93 17H95ZM105 12V11H104ZM107 12H108V8H107ZM138 12V11H137ZM157 12V11H156ZM155 12V13H156ZM162 12V11H161ZM182 12V11H181ZM16 13V14H15ZM33 13L35 16L36 15H40V16H44L43 18H42V20H41V17H40V19H39V17L38 16H36L37 18V20H36V24H34L33 25V28H32V20H31V18H34V17H31L30 15ZM89 13L87 14V15H89ZM106 13V12H105ZM26 14H27V16H26ZM30 14V15H29ZM32 14V15H33ZM67 14V17L68 16H71V15H73V14H71V12H70V14L68 15ZM180 14V13H179ZM214 14V13H213ZM16 15V16H15ZM80 15V16H81ZM89 15V16H90ZM97 15V14H96ZM138 15V14H137ZM182 15V14H181ZM180 15V16H181ZM2 16V15H1ZM5 16H6V14H5ZM18 16H17V18H18ZM28 16H30V17H28ZM61 17L63 16V14L62 15H60ZM74 17V19H75V15H73ZM92 16V15H91ZM91 16L89 17L90 19H91ZM101 16V15H100ZM99 16V17H100ZM148 16V15H147ZM65 16H63L62 18L64 19V21H67L65 18H64ZM82 18H83V16H81ZM146 17V16H145ZM165 17H166V15H165ZM178 17V16H177ZM3 18V17H2ZM16 18V19H17ZM23 18V17H22ZM21 18V19H22ZM29 18V19H28ZM61 18V19H62ZM69 18V17H68ZM72 18V17H71ZM79 19H80V17H78ZM97 19H99L98 18V15H97V17H96ZM95 18V19H96ZM129 18V17H128ZM155 18V17H154ZM181 18V17H180ZM180 18H179V20H180ZM47 20V21H45V20ZM54 19V20H55ZM60 18H59V20H61ZM94 19V20H95ZM134 19V18H133ZM38 20H39V22H38ZM54 20L52 21V23H54ZM55 20V21H56ZM85 21H87V20H89V19H84ZM104 20L105 19H103L102 18V21H103V23H105L104 22ZM125 20V19H124ZM127 20V19H126ZM142 20V19H141ZM33 21H35L34 19H33ZM50 21V22H51ZM81 21L83 22V19H81ZM84 21V23H86ZM98 21V20H97ZM102 21L100 20V24L101 25H104V24H102ZM128 21V20H127ZM31 22V23H30ZM41 22V23H40ZM50 22H49V24H50ZM63 21L61 20V24H60V21L59 22H56V29H53V28H55V27H53L52 28V26L51 25H49V26H51V28L53 29H50V30H52L51 31V34L52 35H49L48 36V38L49 37H54V35H55V33H57L56 35L58 36V34H59V32H57L59 29V27H60V29H62V28H64V26H62L61 27V25L64 23H62ZM67 22H69V21H67ZM107 22V25H109L110 26V24H111V22H110V24L108 23V21H106ZM132 22V21H131ZM16 23H18L17 21H16ZM20 23V22H19ZM35 23V22H34ZM46 23V24H45ZM66 23V22H65ZM74 23V22H73ZM121 23V22H120ZM153 24H154V22H152ZM23 24V23H22ZM29 24H31L30 26H29ZM75 24H77V23H75ZM118 24V23H117ZM134 24H135V22H134ZM152 24V25H153ZM47 25V26H48ZM59 25V26H58ZM85 26H87V24H84ZM88 25H89V23H88ZM107 25H105V27L107 26ZM142 25V24H141ZM151 25V26H152ZM22 26V25H21ZM54 26V25H53ZM67 26V25H66ZM66 26H65V28H66ZM133 26V25H132ZM135 26H136V24H135ZM157 26V25H156ZM38 27V26H37ZM90 27V26H89ZM88 27V28H89ZM119 27V26H118ZM117 27V28H118ZM123 27V26H122ZM121 27V28H122ZM134 27V26H133ZM262 27V26H261ZM46 28V27H45ZM44 28V29H45ZM50 28V27H49ZM88 28H85L86 30H90V29H88ZM99 28V27H98ZM101 29H103L104 27H100ZM116 28V29H117ZM120 28V27H119ZM118 28V29H119ZM135 28V27H134ZM133 28V29H134ZM31 29V30H30ZM40 29V28H39ZM101 29H100V31H101ZM138 29V27L136 28V31H135V33L138 31L137 30ZM261 29V28H260ZM4 30H6V29H4ZM27 30V31H26ZM32 30H35V32L34 31H32ZM49 30V31H50ZM64 30V29H63ZM103 30H105V28L103 29ZM102 30V33L104 32ZM15 31H16V33H15ZM17 31H19V32H17ZM26 31V32H25ZM47 31H48V29H47ZM54 31H56V32H54ZM60 31V30H59ZM125 31H126V29H125ZM22 32V33H21ZM31 32L33 33V35L31 34ZM63 32V31H62ZM61 32V33H62ZM87 32V31H86ZM90 32V31H89ZM122 32L123 31H121L120 33L122 34ZM131 32H133L134 33V31H131ZM262 32H264V28H262ZM261 32V33H262ZM6 33V35L8 34L7 33V31L5 32ZM13 33V34H12ZM18 33H20L23 37L27 34V36H25L24 38L25 39H23L22 37V39L20 38V34H18ZM25 33V34H24ZM29 33L33 36V38H32V36H30L29 35ZM35 33V34H34ZM102 33H101V35H102ZM110 33V32H109ZM119 33V34H120ZM142 33V32H141ZM140 33V34H141ZM145 33V32H144ZM259 33V32H258ZM260 33V34H261ZM24 34V35H23ZM46 34V33H45ZM44 34V35H45ZM47 34H48V32H47ZM64 34V33H63ZM106 34H108V33H106ZM112 35V37L114 36L113 34L114 33H111ZM117 34V33H116ZM28 35H29V37H28ZM37 36L38 38H35L34 36ZM61 35V34H60ZM59 35V36H60ZM67 35V34H66ZM79 35V34H78ZM86 35H88V33L86 34ZM98 35H100V34H98ZM97 35V36H98ZM131 35H133L132 33H131ZM142 35V34H141ZM259 35V34H258ZM257 35V36H258ZM57 36H55V39L57 38ZM62 36V35H61ZM104 36L105 35H103V37L100 39V40H102L103 38H104ZM107 36V35H106ZM109 36V35H108ZM107 36V37H108ZM145 36V38H146V35H144ZM260 36H262V35H259V38L261 39L262 37H264V36H262V37H260ZM3 37H5L4 35H3ZM26 37H28V39L26 38ZM100 37V36H99ZM107 37H105L104 39V41L105 42H107L106 40L108 39ZM116 37V36H115ZM127 37V36H126ZM36 40H38L39 42H40V46H38V44H39V42H37V41H35V39ZM43 38H44V41L46 40V37L44 36V37H42L41 39H42V43L44 42L43 41ZM59 38V37H58ZM107 38V39H106ZM114 38V37H113ZM143 38V37H142ZM256 38V37H255ZM259 38H257V39H259ZM12 39V40H11ZM29 39H32L31 41L29 40ZM34 39V40H33ZM78 39V38H77ZM82 39H84V38H82ZM110 40H111V37L109 38ZM118 39V38H117ZM117 39L115 40V38H114V42L115 43H117ZM126 39V38H125ZM128 39H129V37H128ZM134 39V38H133ZM257 39H255V40H257ZM259 39V40H260ZM13 40H14V43H13ZM25 41V43H24V41ZM29 41V42H26V41ZM49 40V39H48ZM53 39H51V40H49V42H51ZM57 40V39H56ZM55 40V41H56ZM59 40V39H58ZM57 40V41H58ZM60 40H61V37H60ZM79 40V39H78ZM110 40H108V41H110ZM120 40V39H119ZM118 40V41H119ZM123 40V39H122ZM136 40V39H135ZM5 41V42H4ZM22 41H23V44H22ZM35 41V42H34ZM47 41V40H46ZM54 41V40H53ZM70 41H73V39L71 40L70 39ZM103 41V40H102ZM121 41V40H120ZM130 41V40H129ZM148 41V40H147ZM21 42V43H20ZM37 42V45L35 44ZM48 42V41H47ZM59 42V41H58ZM84 42V41H83ZM123 42H124V40H123ZM134 42H136V41H134ZM142 42V41H141ZM261 42V41H260ZM260 42H257V46H264V45H262ZM55 43H57V42H55ZM78 43V42H77ZM85 43V42H84ZM89 43L91 44V42L89 41ZM89 43H86V44H89ZM115 43H113L114 44V46H115ZM147 43V42H146ZM242 43V42H241ZM255 43V45H256V41L254 42ZM258 43H260V44H258ZM262 43H264V42H262ZM4 44H6V46L4 45ZM14 44L17 46V49H18V47H19V49L18 50H15L14 49V47L16 48V46H14ZM20 44V45H19ZM43 44H46V43H43ZM53 44H54V42H53ZM52 44V45H53ZM57 44H59V43H57ZM79 44H80V41H79ZM92 44H94L93 42H92ZM102 44H104L103 42H102ZM239 45H240V42L238 43ZM3 45L5 46V47H3ZM29 45V46H30ZM94 45H96V44H94ZM93 45V46H94ZM117 45H119L118 46V49H119V47L121 46L120 44H116V48H117ZM125 45V42H124V44H122V46H124ZM130 45V44H129ZM187 45V44H186ZM243 46H239L238 48H239V50H241V51H243V53H244V51L246 50H243L245 47H247V49L249 48V47H251V46H248V45H244V43L242 44ZM253 45V44H252ZM25 46V48H26V45H24ZM61 46V45H60ZM65 46V45H64ZM69 46V45H68ZM81 46V45H80ZM98 46V45H97ZM101 46V45H100ZM245 46V47H244ZM7 48L6 50L5 49H1V48ZM31 46H30V48H32ZM45 47H46V45H45ZM51 47V46H50ZM56 48H57V46H55ZM63 47V46H62ZM70 47V46H69ZM99 47V46H98ZM127 47V46H126ZM126 47H125V49H126ZM174 47L175 46H173V49H174ZM190 48H191V46H189ZM237 47V46H236ZM242 47V48H241ZM253 47H255L254 45H253ZM30 48H27V49H25V50H29V52L31 51H33L34 50V47L32 48V50L30 49ZM47 48H49L48 46H47ZM56 48H54V49H56ZM122 50H123V48L122 47H120ZM13 49L15 50L14 52H13ZM41 49L42 48H40V51H41ZM58 50H60L61 51V49L60 48H57ZM64 48H62V50H63ZM91 49L93 50V47L91 48L90 47V49L88 48V50H89V52L91 51ZM120 49V50H121ZM172 49V50H173ZM176 49V48H175ZM250 49H252L253 50V48H249L248 49V51H250V52H252V50H250ZM255 49V48H254ZM257 49V48H256ZM260 49V48H259ZM10 50V54H9V51ZM43 50H45V49H43ZM42 50V52L43 53H45V55L47 54V51L46 52H44ZM53 50V51H52ZM79 50V49H78ZM87 50V49H86ZM87 50V51H88ZM117 50V49H116ZM1 51H3L4 52V54L1 52ZM17 51V52H16ZM60 51H59V53H60ZM170 50H168L167 51V53H166V55H170L172 52H169ZM247 51V50H246ZM245 51V52H246ZM259 51V50H258ZM257 50H255V52H258ZM8 52V53H7ZM16 52V53H15ZM19 52V53H18ZM27 53V51L26 52H24V55H22V59H24V60H27V58H26V56L28 57V59H29V56L31 57V53ZM54 52V53H53ZM62 52V51H61ZM66 52V51H65ZM93 52V51H92ZM109 52V51H108ZM240 52V51H239ZM14 53H15V56H14ZM37 53V52H36ZM41 53V52H40ZM40 53L38 52L37 53V55H39L40 56ZM43 53H41L42 55H44ZM58 53V54H59ZM70 53V52H69ZM75 53V52H74ZM138 53V52H137ZM170 53V54H169ZM253 53V52H252ZM5 54H6V56H5ZM17 54V55H16ZM27 54H30V55H27ZM111 54V53H110ZM253 54H255V53H253ZM4 55V56H3ZM10 55H13V57H14V60H13V57L12 56H10ZM61 56L63 55V54H60ZM11 58H10V57ZM25 58H24V57ZM47 56V55H46ZM55 56V55H54ZM110 56H112V55H110ZM171 56V55H170ZM169 56V57H170ZM4 57V58H3ZM6 57L8 58V59H10L9 61H8V63H7V66L6 65H4L3 64V62H2V60L1 59H6ZM36 57H34L35 59H37L38 60V58H36ZM61 58V62H60V58ZM63 57V56H62ZM67 57V56H66ZM65 57V58H66ZM172 57V56H171ZM171 57L169 58V59H171ZM87 58H88V56H87ZM168 58V57H167ZM23 60V61H24ZM36 60V61H37ZM117 60V59H116ZM168 60V59H167ZM97 61V60H96ZM197 61H199V62H201V64H202V61H200V60H197ZM38 62V61H37ZM47 62V63H46ZM69 62V61H68ZM77 62V61H76ZM79 62V61H78ZM46 63V64H45ZM50 63V62H49ZM54 64H55V66H54ZM72 64V63H71ZM99 64V63H98ZM198 64V63H197ZM1 65H3V66H1ZM23 65V63L21 62V66ZM100 65V64H99ZM199 65V64H198ZM2 67V68H1ZM4 67H6V69L9 71H6V69H4ZM96 67V66H95ZM202 67H203V65H202ZM58 68H60V67H58ZM2 69L5 71H3V75H2ZM25 69V70H24ZM42 69V68H41ZM61 69V68H60ZM67 69H68V67H67ZM67 69H66V71H67ZM45 69L43 68V70L42 71H44ZM44 71V72H46L47 73V71ZM30 72L32 73L33 72V74L31 75L30 74ZM43 72V73H44ZM60 72H61V70H60ZM7 73V74H6ZM46 73H44L45 75H46ZM48 73V74H49ZM62 74H63V72H61ZM75 73V72H74ZM30 74V75H29ZM43 74V76H45ZM47 74V75H48ZM49 74V75H50ZM72 74H73V72H72ZM84 74V73H83ZM83 74H81V76H83ZM64 75V74H63ZM66 75V74H65ZM75 75V74H74ZM62 76V75H61ZM76 76V75H75ZM2 77H5L4 79H6L7 80V82H9V84L11 83V82H13V83H15V86L17 87V88H20L19 89V91L21 90V88H22V90H21V92L22 93H24V94H26V93H31V89H32V91L34 90V88L32 87L31 88V86L32 85H39L38 87H39V89H41L42 90V87H43V89H44V91H38V89L36 88L34 91H35V94L33 93V95H37V98H40V101L43 103H45V105L43 106L41 103H40V101L38 102V103H40V109L38 110V111H35L36 109H32V108H34V107H32V108H30V109H32V112H31V110L30 111H27V110H29V108L28 107H30L29 105L27 106V104L26 105H24L25 103H23V105H22V103H21V106H20V103H18L17 101L19 100L18 98H14V96H15V94H13V95H11L9 92H10V90H11V92H14L15 91V89H16V87H15V89L14 88H12L11 89V87H3V82H5L6 80H4L3 81V78ZM72 77V76H71ZM77 77V76H76ZM79 77V76H78ZM74 78V77H73ZM82 78V77H81ZM37 79H42L41 80V82L43 83H41L40 84V80L38 81ZM59 79V78H58ZM66 79V78H65ZM89 79V78H88ZM38 81V83L36 84L34 81ZM75 80V79H74ZM92 80V79H91ZM3 81V82H2ZM59 81V80H58ZM58 81H55V82H58ZM76 81V80H75ZM93 81V80H92ZM47 82H49V83H47ZM52 82V84H50ZM64 82V81H63ZM80 82V81H79ZM33 83H35V84H33ZM46 83H47V85H46ZM69 83V82H68ZM67 83V84H68ZM71 84H72V82H70ZM74 83V82H73ZM70 84V85H71ZM78 84V83H77ZM76 84V85H77ZM40 85H42L41 86V88H40ZM46 85V86H45ZM65 86H67V85H65ZM73 86H74V84H73ZM26 87H28V88H31L30 90H28V91H26V93H25V90H24V88H26ZM36 87V86H35ZM69 87V86H68ZM72 87V86H71ZM4 88V89H3ZM5 88L6 89H8V90H6V91H9V92H7V93H9L8 95H7V93H4V94H6V95H3L2 94V91L3 90H5ZM10 88V89H9ZM65 88V87H64ZM75 88V87H74ZM13 90V91H12ZM27 90V89H26ZM5 91V92H6ZM18 91V90H17ZM17 91H15L16 92V94L17 93H19V91L17 92ZM24 91V92H23ZM33 91V92H34ZM36 91L38 92V93H36ZM78 91V90H77ZM39 92H41L40 93V95H39ZM61 92H63V94L61 93ZM70 92V91H69ZM28 93V94H29ZM73 93V92H72ZM20 94V93H19ZM18 94V95H19ZM70 94V93H69ZM68 94V95H69ZM74 94V93H73ZM21 95H23V94H21ZM20 95V96H21ZM39 95V96H38ZM201 95H204V93H202L201 92ZM3 96V97H2ZM5 96H7V98H4ZM10 96V97H9ZM19 96V97H20ZM26 96H27V94H26ZM29 97H30V95H28ZM23 96H21V98H22ZM64 97H66V95L64 96ZM13 98L15 99V100H13ZM25 98V97H24ZM27 98V97H26ZM25 98V99H26ZM32 97H30L29 99L30 100H32L31 99ZM68 98V97H67ZM69 98H71V97H69ZM3 99L5 100L4 102H3ZM11 99V100H10ZM16 99H17V101H16ZM23 99V98H22ZM29 99H26V100H29ZM65 99V100H64ZM74 100V99H73ZM79 100V99H78ZM8 101H11V103L9 102L8 103V106H7V102ZM12 101H13V104H12ZM20 101H22L21 99H20ZM34 101V100H33ZM32 101V102H33ZM69 101V100H68ZM186 103L184 102V103H182V104H184V105H186V104H188L189 103V101H192V99L191 98H187L186 99ZM22 102H24V101H22ZM31 102V103H32ZM62 102H63V104H62ZM193 102V101H192ZM195 102V101H194ZM3 103H4V105H3ZM19 104V105H18ZM34 104V103H33ZM11 105H13V107L16 109V108H18L19 106L20 107H24V106H27V107H25V108H23L22 107V110H24V113H23V116L22 115H20L19 113V110L21 111V113H22V110H21V108L18 110V109H14V108H12L11 107ZM15 105V106H14ZM38 105V104H37ZM36 105V106H37ZM67 105V104H66ZM69 105V104H68ZM67 105V106H68ZM16 106H18V107H16ZM35 106V105H34ZM194 106V104H190V106H189V108L191 109V110H193L194 108H191V107H193ZM4 107H6V108H4ZM11 107V108H10ZM44 107H46V109L44 108ZM59 107H62L63 109V111L61 110V108H59ZM69 107H70V105H69ZM186 107V106H185ZM185 107L183 106V108H182V110H183V112L184 111H186L188 108L186 107V110H185ZM4 108V109H3ZM10 108V109H9ZM39 108V107H38ZM60 109L59 111L60 112H58V109ZM74 108V107H73ZM11 109L13 110L12 112L15 114L16 113V115H13V113L11 114V115H13V117H11L10 116V111H11ZM54 109H56L57 111H55ZM189 109V110H190ZM16 111H18V112H16ZM67 111V110H66ZM193 111H194V113H193ZM193 111H189L190 113H192L191 115H193V114H195V110H193ZM47 112H45V113H47ZM74 112V111H73ZM77 112V108H76V111L74 112V113H76ZM29 113V114H28ZM24 114H26L25 116H24ZM44 114V112H42V114L40 113V115L42 116V117H40V115L38 114V115H36V116H38L39 118H44L43 115ZM55 115L56 117H54V116H51V115ZM29 117H28V116ZM72 115H73V113H72ZM76 115V114H75ZM189 115V114H188ZM19 116V118L17 119L16 117H18ZM22 116V117H21ZM32 116H34V117H32ZM68 116V115H67ZM190 116V115H189ZM188 116V117H189ZM193 116H195V115H193ZM21 117V118H20ZM23 117L25 118V120L23 119ZM27 117H28V119H27ZM73 117V116H72ZM197 117V116H196ZM195 117V118H196ZM58 118V119H57ZM68 118V117H67ZM19 119H21V120H19ZM27 119V120H26ZM38 118L37 117H35V120H37ZM46 119V118H45ZM48 119V118H47ZM62 119H63V117H62ZM29 120H31L30 121V123H29ZM34 120V119H33ZM34 120V122H36ZM55 120V121H56ZM21 121L23 122V123H21ZM27 121H28V123L29 124H27ZM38 121H40V119L38 120ZM42 121V120H41ZM44 121V120H43ZM61 121H63V120H60V123H61ZM52 122V121H51ZM207 122V121H206ZM209 122V121H208ZM12 123V124H11ZM37 123H39V122H37ZM54 123V122H53ZM58 123V122H57ZM92 123V122H91ZM215 123V122H214ZM218 124H217V126L214 124V128H215V130L213 129V134L214 135H216V136H218L219 138H222L223 140H225V141H229V136L227 135V134H225V132H224V127L226 126V122L224 121V120H219L218 122H217ZM41 124V123H40ZM46 124V123H45ZM62 124V123H61ZM209 124H210V122H209ZM12 125L13 126H15V127H13L12 128ZM32 125H33V122H32ZM43 125V124H42ZM91 125V124H90ZM213 125V124H212ZM54 126H56V125H54ZM60 127H61V125H59ZM59 126H57L58 128H60ZM28 127H30V125L28 126ZM39 127H40V125H39ZM38 127V129H40L41 130V128H43V127H41V128H39ZM47 126H45L43 129L44 130H41V131H45ZM18 128V129H17ZM24 128V129H25ZM54 128V127H53ZM57 128V129H58ZM63 128V127H62ZM93 128V127H92ZM211 128V127H210ZM19 129H21L20 131H19ZM31 129V128H30ZM61 129V128H60ZM73 129V128H72ZM33 129H31V131H32ZM35 130V129H34ZM33 130V131H34ZM37 130V129H36ZM48 130H49V128H48ZM47 130V131H48ZM59 130V129H58ZM57 130V131H58ZM75 130V129H74ZM91 130V129H90ZM207 130V129H206ZM22 131V132H21ZM46 131V132H47ZM56 131V130H55ZM73 131V130H72ZM80 131H81V129H80ZM38 132V134H40L39 133V131H37ZM36 132V133H37ZM75 132V131H74ZM208 132V131H207ZM210 132H211V130H210ZM32 133H34L35 134V132H32ZM54 133L56 134V132H53V135H54ZM77 133V132H76ZM208 134V133H207ZM52 137V136H51ZM42 138V137H41ZM58 138H61V140H63L62 138H64V137H58ZM57 137H56V140H57V144H59L60 143V145H62V150L64 151V144L63 143H61V140L60 139H58ZM20 139V140H19ZM72 138H70V140H71ZM74 139V138H73ZM47 140V139H46ZM60 142H59V141ZM69 140V141H70ZM18 141V142H17ZM21 141H22V143H21ZM56 142L55 140H54V138H52V140H51V142L52 143H54V142ZM81 141V140H80ZM22 144L23 146H17L18 144ZM51 142H49V143H51ZM63 142V141H62ZM79 142V141H78ZM51 143V145H52V147H53V144ZM17 144V145H16ZM56 144V145H57ZM75 144H73V146H74ZM36 146H38V145H36ZM69 146V145H68ZM21 147H23L22 149V151H23V154H22V151L20 152V151H18V149L19 150H21ZM34 147V148H33ZM57 147H58V145H57ZM49 148H51V147H49ZM59 148H61V147H59ZM57 149L56 148V150H60L59 152H62V150L61 149ZM72 148V147H71ZM262 149H261V153H260V157H259V159L257 160V162L256 163H258V164H255L256 166L257 165H259V170H258V173H257V175H256V179L253 181V182H251L250 183V185H249V187L248 188H245V189H243V188H236V190H235V192L234 193H232L231 192V190H229L228 192L229 193H231L232 194V197H233V199L235 200V202H239V209L237 210V212H233V216H232V214H231V216H228V218H231V217H234L235 219H237L236 217H241V219L243 218V216L246 214V208H245V206H247V204H249V206H252L253 207V205H257V207H258V210H259V212H261V213H264V146H262L261 147ZM76 149V148H75ZM74 150V149H73ZM47 152V151H46ZM65 152V151H64ZM70 152V151H69ZM21 154V156L20 155H18V154ZM63 153V152H62ZM74 153V152H73ZM72 153V154H73ZM87 153V152H86ZM101 153H103V152H101ZM108 153V152H107ZM111 153V152H110ZM48 154V153H47ZM46 154V155H47ZM58 154V153H57ZM56 154V155H57ZM64 154V153H63ZM70 154V153H69ZM75 154V153H74ZM85 153H83V155H84ZM22 155H23V157H22ZM59 155V154H58ZM101 155V154H100ZM109 155V154H108ZM107 155V156H108ZM112 155V154H111ZM19 156L20 157H22L21 159L19 158ZM45 156V155H44ZM69 156H71V155H69ZM76 156V155H75ZM80 156V155H79ZM79 156H76V157H79ZM87 156V155H86ZM113 156V155H112ZM90 157H91V155H90ZM96 157H97V155H96ZM115 157V156H114ZM44 158V157H43ZM51 158H52V160H53V164L57 167L56 168V171L55 172H59L60 174L58 175V176H56V175H54V177H52L53 176V174L51 175V173H50V168H49V164H50V161H51V163H52V160H51ZM118 159H119V157H117ZM108 159V158H107ZM18 160H19V162H18ZM23 160V161H22ZM61 160V161H60ZM73 160V159H72ZM77 160V159H76ZM84 161H85V159H83ZM105 160V159H104ZM20 161H22L23 163H21ZM71 161V160H70ZM81 161V160H80ZM100 161V160H99ZM106 161V160H105ZM73 163V162H72ZM77 163V162H76ZM97 163H99V162H97ZM102 163V162H101ZM245 163V162H244ZM53 164H51V165H53ZM78 164V163H77ZM85 164V163H84ZM83 164V165H84ZM96 164V163H95ZM128 164V163H127ZM234 164H236V163H234ZM239 164V163H238ZM238 164H237V168L240 166H238ZM54 165H53V167H54ZM70 165V164H69ZM76 165V164H75ZM130 164H128V166H129ZM137 165V164H136ZM242 165V164H241ZM80 166V165H79ZM217 166V163H213L212 161H210V160H208L206 163H204L203 164V172H211L212 171V169L214 168V167H216ZM229 166H230V169L232 168V166H231V164H229L228 166H226V170H227V172H229L230 171V169H229ZM261 166V167H260ZM69 167V166H68ZM88 167V166H87ZM94 167V166H93ZM100 167H101V165H100ZM242 167V166H241ZM69 168H67L66 170H68ZM71 169V168H70ZM202 169V168H201ZM83 170V169H82ZM94 170V169H93ZM224 170H225V168H224ZM72 171V170H71ZM71 171H70V173H71ZM84 171H86V170H84ZM191 171V170H190ZM190 171H187L186 173H185V176H190L189 174H191V172ZM202 171V170H201ZM203 172H201V173H203ZM225 172V174L227 173L226 171H224ZM77 172H75V174H76ZM87 173V172H86ZM95 173H97V172H95ZM94 173V174H95ZM119 173V172H118ZM184 173V172H183ZM187 173H188V175H187ZM201 173H200V175H201ZM90 174H91V172H90ZM104 174V173H103ZM205 174H207V173H205ZM204 173H203V175H197L198 176V178L195 176V178H197L198 180L196 181L197 183L199 182V180L201 181V180H203L204 182L206 181V180H204L205 179V175ZM66 175V174H65ZM64 175V176H65ZM77 175V174H76ZM98 175V174H97ZM205 175V176H204ZM95 176H96V174H95ZM194 175H192V177H193ZM199 176L202 178V176L204 177V179L202 178H199ZM57 177V178H56ZM67 177V176H66ZM99 177V176H98ZM97 177V178H98ZM106 177V176H105ZM148 177V176H147ZM88 178V177H87ZM60 179H62V177L60 178ZM74 179V178H73ZM110 179V178H109ZM138 179V178H137ZM136 179V180H137ZM104 180V179H103ZM103 180H102V182H103ZM141 181H139V179L137 180V182L139 181V182H142V179H140ZM144 180V179H143ZM62 181V183L59 185L60 187L62 186L63 187V180H61ZM60 181V182H61ZM81 181V180H80ZM79 181V182H80ZM106 181V180H105ZM104 181V182H105ZM202 181V182H203ZM100 182V181H99ZM98 182V183H99ZM138 182V186H140V185H142L143 184V186H145L146 185V181H145V184H144V182H142V184H140ZM169 180L168 179H165V178H163V177H159V182H158V184L155 186V189H154V191L152 192V194H153V196H155V197H160L161 195H163V193H164V190L167 192V190H166V188H168L167 187V185L169 184ZM182 182V181H181ZM180 182V183H181ZM111 183V182H110ZM134 183H136L135 181H134ZM199 183H201V182H199ZM56 184V185H55ZM79 184V183H78ZM101 184V183H100ZM119 184V183H118ZM126 184V183H125ZM202 184H204V183H202ZM52 185V186H53ZM94 185V184H93ZM135 185V184H134ZM196 185V184H195ZM59 186L57 185V189H59ZM101 186V185H100ZM138 186H136V188L138 187ZM198 187L199 186H202V185H197ZM61 187V188H62ZM82 187H84V185L82 186ZM111 187V186H110ZM134 187V186H133ZM198 187L197 188H195L196 189V191H198L199 189H198ZM92 188H94V187H92ZM104 188V187H103ZM135 188V187H134ZM135 188V189H136ZM139 188V187H138ZM200 188V187H199ZM231 188V187H230ZM232 188H234L233 186H232ZM71 189V188H70ZM88 189V188H87ZM95 189H97V188H95ZM140 189V188H139ZM201 189H203V191L205 190L203 187L201 188ZM54 190H55V188H54ZM63 190V189H62ZM92 190V189H91ZM233 190V189H232ZM60 191V190H59ZM78 191V190H77ZM136 191H137V189H136ZM140 190H138V192H139ZM201 192H196L197 193V195H196V193H195V191H194V193L193 192H191L190 194L192 195H190L189 194V196L187 195V197H184L182 200V202H184V203H182L181 202V205H182V207L183 206H185V199H186V201H191L192 199H190L189 197L191 196V198H193L194 196V194H195V196H197V198H199L200 199V197L201 196H199V194L198 193H203V191L202 190H200ZM51 192V191H50ZM73 192V191H72ZM71 192V193H72ZM59 193V192H58ZM64 193V192H63ZM62 193V196L64 195ZM70 193V192H69ZM141 193H145V191H142ZM193 193V194H192ZM236 193H237V198H238V200L237 199H235L236 197H235V195H236ZM66 194V193H65ZM68 194V193H67ZM66 194V195H67ZM235 194V195H234ZM52 195V194H51ZM61 195V194H60ZM66 195H64V196H66ZM145 195V194H144ZM201 195V194H200ZM230 195V194H229ZM56 196V195H55ZM199 196V197H198ZM71 197V196H70ZM77 197V196H76ZM36 199V201L38 200V202H36L34 199ZM50 198H52V196H50ZM60 198V197H59ZM95 198V197H94ZM115 198V197H114ZM189 198V199H188ZM197 198H193V200L192 201H194V200H197V202H198V199ZM228 198V197H227ZM47 199V198H46ZM57 199V198H56ZM61 199V198H60ZM65 199H66V197H65ZM202 199H205V198H202L201 197V199L200 200H202ZM252 199V200H251ZM53 200H55L54 198H53ZM68 200H70L69 198H68ZM86 200V199H85ZM246 200V201H245ZM250 200H251V203H249L250 202ZM45 201H47V204H46V202ZM202 201H204V202H202ZM202 201H200L203 205H205L206 203L207 204H209V202H207V200H202ZM206 201V202H205ZM244 201V202H243ZM254 201V204L253 205H250V204H252V202ZM32 202H36V204H38L39 203V205L41 206H37L39 209H40V212L37 214L38 215V218L37 217H35V219L33 220V218L32 217H30V215H29V213L31 212L30 211V207H31V205H32ZM55 202V201H54ZM103 202V201H102ZM197 202H191V203H186L187 205H186V207H185V209L187 208V209H190V210H192L193 209V203H196L197 204ZM246 202H248V203H246ZM115 203H116V201H115ZM246 205H245V204ZM36 204H35V208H36ZM60 204V203H59ZM65 204V203H64ZM78 204V203H77ZM80 204V203H79ZM109 204V203H108ZM119 204V203H118ZM117 204V205H118ZM179 204H180V202H179ZM198 204H200L199 202H198ZM201 204V205H202ZM206 204V205H207ZM61 205V204H60ZM99 205V204H98ZM110 205V204H109ZM205 205V206H206ZM63 206V205H62ZM83 206V205H82ZM123 206V205H122ZM33 207H34V204H33V206H32V209H33ZM45 207H46V209H45ZM56 207V206H55ZM81 206H79V208H80ZM99 207V206H98ZM120 207H121V204H120ZM206 207H208L209 208V206L207 205ZM245 208V209H244ZM56 209H57V207H56ZM59 209V208H58ZM124 209V208H123ZM55 210V209H54ZM54 210L52 211V212H54ZM62 210V209H61ZM95 210V209H94ZM108 210V209H107ZM58 211L59 210H57L56 212H57V214H58ZM246 211V212H245ZM56 212H54V214H56ZM93 212L94 211H92V214H93ZM192 212V211H191ZM231 212V211H230ZM60 213V212H59ZM78 213V212H77ZM77 213H74V214H77ZM96 213V212H95ZM120 213H121V211H120ZM123 213V212H122ZM260 213V214H261ZM51 214H53V213H51ZM56 214V215H57ZM66 214V213H65ZM71 214V213H70ZM99 214V213H98ZM113 214V213H112ZM115 214H116V212H115ZM72 215V214H71ZM78 215V214H77ZM77 215H75V217L77 216ZM109 215V214H108ZM114 215V214H113ZM124 215H125V213H124ZM234 215H236V217L234 216ZM49 216V217H48ZM67 216L68 215H66V217L65 218H67ZM81 216H83L84 217V219L86 218L84 215H81ZM91 216V215H90ZM118 216V215H117ZM245 216H247V215H245ZM78 217H79V215H78ZM78 217H76V220H75V222L74 223H76L77 221L79 222H77L76 223V225L77 224H79L80 225V221L83 223V225H82V223H81V225H80V227L79 228H82L85 224H87L86 226H84L83 228H84V230L83 231H85L86 230V227L88 226V223H85V221L84 220H80V219H78L77 220V218ZM93 217V216H92ZM112 217V216H111ZM113 217H115L116 218V216H113ZM205 217V216H204ZM203 217V218H204ZM52 218H54L55 219V217L54 216H52L51 217V219ZM81 218V217H80ZM128 218V217H127ZM200 218V217H199ZM198 218V219H199ZM203 218H201L202 220H203ZM206 218V217H205ZM37 219V220H36ZM50 219V220H51ZM68 219V218H67ZM66 219V220H67ZM82 219V218H81ZM103 219V218H102ZM197 219V221H196V223H194L193 224V226H191V228L190 229H188L186 232H184V233H182V235L179 237V238H177V239H175V238H172V237H166L165 235H164V233H163V230H160V229H158L157 231H156V229L155 230H153L152 231V233H151V235H149V237L147 238V241L149 242V240L150 241H152V238L151 239H149L150 237H153V239L155 238L156 240H153V241H156V243L157 244H159V243H162V245L159 247L160 249H162L164 252H170L173 248H175V246L177 247H179L180 248V246L179 245H182V244H187V245H189L188 243H190L191 244V242H190V240H191V236L193 235V233L195 232V227L197 226V225H199L198 224V222L199 221H201V219L200 220H198ZM234 219V220H235ZM63 220V219H62ZM86 220V219H85ZM90 220V219H89ZM234 220H233V222H234ZM239 220V219H238ZM243 220V222L246 220V218H245V220H244V218L242 219ZM242 220H240V222L242 221ZM52 221H53V219H52ZM84 221V222H83ZM91 221V220H90ZM93 221V220H92ZM91 221V222H92ZM249 221V220H248ZM67 222H70L69 220L67 221ZM73 222V221H72ZM109 222V221H108ZM127 222V221H126ZM205 222V221H204ZM56 223H58V224H60V222H59V220L56 222ZM73 223V225H75ZM113 222L111 221V223H109V224H112ZM119 223V222H118ZM167 224H166V226L165 227H169L170 228V226L171 225H176L175 223H173V222H166ZM200 223V226L202 225V224H204L203 223V221L202 222H199ZM202 223V224H201ZM54 224V223H53ZM62 224V223H61ZM93 224H94V222H93ZM233 224L234 223H232V221H228V224H227V226L229 227V226H231V228H232V226H233ZM237 224V223H236ZM235 224V225H236ZM243 224H245V223H243ZM70 225V224H69ZM78 225V226H79ZM114 225V224H113ZM117 225V224H116ZM33 226V227H32ZM56 226H57V224H56ZM63 226V225H62ZM90 226H92V224L90 225ZM245 226V225H244ZM32 227V228H31ZM38 227V228H37ZM46 227V228H45ZM99 227V226H98ZM31 228V229H30ZM60 228V227H59ZM63 228V227H62ZM62 228H60V229H62ZM73 228V227H72ZM92 228V227H91ZM90 228V229H91ZM108 228V227H107ZM106 228V229H107ZM120 228V227H119ZM118 228V229H119ZM172 228V227H171ZM225 228V227H224ZM241 228V227H240ZM27 231H26V230ZM41 229H44V230H41ZM60 229H58V230H60ZM89 229V227H87V230ZM118 229H116V231L118 232ZM226 229H227V231H229L228 230V228L226 227ZM32 230V231H31ZM36 232H35V231ZM63 230V229H62ZM92 230V229H91ZM109 230H111V228L109 229L108 228V230H103V233L105 232H107V231H109ZM225 230V229H224ZM239 230V229H238ZM26 231V232H25ZM30 233H29V232ZM47 231V232H46ZM124 231V230H123ZM197 231V230H196ZM222 231H223V229H222ZM226 231V230H225ZM237 233H239L238 231H237V229L235 230ZM241 231V230H240ZM24 233V235H23V233ZM40 232V233H39ZM41 232H42V234H41ZM45 232H46V234H45ZM65 232V231H64ZM97 232H99V231H97ZM125 232H127L126 230L124 231V232H122V230H121V232H119V233H121V235H122V233L124 234V236L126 237L128 234H126ZM155 232V233H154ZM215 232V231H214ZM33 233V234H32ZM35 233V234H34ZM38 233V234H37ZM68 233V232H67ZM73 233V232H72ZM91 233V232H90ZM96 232H93V234H95ZM104 233V234H105ZM111 234V231L110 232H107L106 234H105V237L106 238H108V240L110 239L109 238V235ZM116 233V232H115ZM114 233V234H115ZM118 233V235L119 236H121L120 234ZM226 233V232H225ZM236 233V234H237ZM25 234H27L26 236H25ZM30 234H31V236H34L35 235V237L34 238H32L31 236H30ZM98 234V233H97ZM97 234L96 235H93V236H97ZM102 234V233H101ZM104 234H102V235H100V237H104ZM126 234V235H125ZM220 234V233H219ZM222 234H223V232H222ZM222 234H220V235H222ZM39 235H41V237L39 236ZM43 235V236H42ZM44 235H47V236H44ZM136 235H138V234H136ZM139 235H140V233H139ZM138 235V236H139ZM153 235V236H152ZM224 235V234H223ZM226 235V234H225ZM228 235H230L229 234V232H228V234H227V236L226 237H228ZM239 235H240V233H239ZM30 236V237H29ZM71 236V235H70ZM129 236H131V235H129ZM129 236H127V237H129ZM154 236H156V237H154ZM231 236V235H230ZM238 236V235H237ZM38 237H40V239H38ZM43 237V238H42ZM45 237V238H44ZM49 237H50V235H49ZM74 237V236H73ZM76 237V236H75ZM105 237H104V239H105ZM114 237H115V235H114ZM123 237V236H122ZM140 238H138V237H136V238H138V239H136L135 240V238H131V239H133L134 241H131L132 242V244H129L130 245V247H132V246H135V245H138V246H136V247H138L139 248V243H140V241L139 240H142L141 238H144V235H143V237H141V235L139 236ZM215 237H217V240L218 239H220V238H218V236H215ZM232 237V236H231ZM31 238V239H30ZM36 238V239H35ZM70 238V237H69ZM117 239H115V240H119L118 242L119 243H122L123 241H124V243H122L123 245L126 243V239L125 238H121L123 241L122 242H120L121 241V239L119 238V237H116ZM119 238V239H118ZM158 238V239H157ZM212 238V237H211ZM229 238V237H228ZM227 238V240L229 241V239H230V241L233 243V242H235L237 239H235V238H233V240H235V241H233V240H231L232 238H229L228 239ZM237 238V237H236ZM29 239L31 240V241H29ZM46 239V240H47ZM75 238H73V240H74ZM96 239V238H95ZM125 239V240H124ZM149 239V240H148ZM214 239V238H213ZM223 239V238H222ZM35 240V241H34ZM39 240V241H38ZM64 240V239H63ZM69 240H72V239H69ZM105 240H107V239H105ZM107 240V241H108ZM139 241V243H138V241ZM157 240H159V241H161V242H158ZM216 240V239H215ZM217 240H216V242H217ZM226 240V239H225ZM40 242V244H41V246L40 245H38L37 243L38 242ZM48 241V240H47ZM74 241H76V239L74 240ZM73 241V242H74ZM79 241V240H78ZM102 241V240H101ZM107 241H104L103 240V242H100L101 243V245H100V243H98V245L96 246V243H95V246L98 248V247H100V246H103L104 247V245H106V244H109ZM115 242V244L116 245H119V243L118 242ZM146 240L145 241H143L144 243L145 242H147ZM222 241H224V239L222 240ZM228 241H226V243L228 242ZM29 242H30V244H29ZM31 242H32V244H31ZM37 242V243H36ZM42 242H43V245H42ZM63 242V241H62ZM61 242V243H62ZM106 242V243H105ZM110 242V241H109ZM133 242H137L136 244L134 243V245H133ZM142 242V241H141ZM215 242V243H216ZM231 242H229V243H227L226 245H228V244H231ZM236 242H238V240L236 241ZM34 243V244H33ZM38 245H36V244ZM48 243V242H47ZM87 243V242H86ZM118 243V244H117ZM127 243H129V241L127 240ZM126 243V244H127ZM155 243V244H156ZM222 243V242H221ZM223 243H225V242H223ZM222 243V244H223ZM80 245L82 244V243H79ZM79 244H78V246H79ZM91 244V243H90ZM103 244V245H102ZM148 244V243H147ZM151 244H153V242L151 243ZM209 244H211V243H209ZM221 244V249H223V247L222 246H224V248H229L228 246L226 247L224 244L222 245ZM235 244V243H234ZM233 244V245H234ZM60 245V244H59ZM62 245V244H61ZM89 245V244H88ZM93 245H94V243H93ZM154 245V244H153ZM152 245V246H153ZM184 245V246H185ZM186 245V246H187ZM232 245V246H233ZM86 246H87V244H86ZM85 246V247H86ZM92 246V245H91ZM107 246V245H106ZM112 246V245H111ZM119 246H121V245H119ZM119 246H117V247H119ZM148 246V245H147ZM151 245H150V248L152 247ZM215 246H217L216 244H215ZM239 246V245H238ZM37 249H36V248ZM55 247H57L56 245H55ZM54 247V248H55ZM82 247H84L83 246V244H82ZM96 247H92L93 249H90V251L92 250H94V248H96ZM114 247H115V245H114ZM113 247V248H114ZM117 247H115V251L117 252V251H119V250H116V248ZM122 247V246H121ZM118 248V249H122V248ZM135 247V248H136ZM143 247V246H142ZM141 247V249H143ZM157 247V246H156ZM189 247V246H188ZM214 247V246H213ZM231 247V246H230ZM10 248H9V251H10ZM38 248H40V249H38ZM96 248V249H97ZM100 248H102V247H100ZM99 248V251H101V249ZM105 249L104 250H106V248H108V246L107 247H104ZM148 249H149V247H147ZM205 248H208V247H205ZM237 248V247H236ZM239 248V247H238ZM3 250L5 249V248H2ZM1 249V250H2ZM45 249V248H44ZM44 249H42V251L44 250ZM47 249V248H46ZM60 248L58 247V250H59ZM85 249V248H84ZM95 249V250H96ZM144 249H146V246H144ZM147 249V250H148ZM153 250H155V248H152ZM152 249H150V250H152ZM157 249V248H156ZM178 249V248H177ZM195 249V248H194ZM199 249V248H198ZM7 249H5V251H6ZM14 250H16V249H14ZM39 250V251H38ZM56 250V249H55ZM60 250H62V249H60ZM80 250H83V248H80ZM87 249H85V251H86ZM94 250V251H95ZM98 250V249H97ZM124 252H126L128 249H122ZM122 250H120L119 252H117L118 254H120V252L122 251ZM180 250V249H179ZM229 250V249H228ZM231 250V249H230ZM233 250V249H232ZM236 250V249H235ZM235 250H233L234 251V253H235ZM42 251H40V252H42ZM53 251V250H52ZM88 251H89V248H88ZM87 251V252H88ZM98 251V252H99ZM122 251V252H123ZM130 251H131V249H130ZM162 251V252H163ZM174 251V250H173ZM173 251L172 252H170V253H173ZM178 251V250H177ZM195 251V250H194ZM214 251H216V250H214ZM218 251V250H217ZM233 251H231V254H232V252ZM236 251H238V250H236ZM239 251H241V250H239ZM7 252V251H6ZM44 252V251H43ZM82 252V251H81ZM96 252V251H95ZM102 253H103V251H101ZM100 252V253H101ZM163 252V253H164ZM211 252H212V250H211ZM229 252V251H228ZM227 252V253H228ZM242 252V251H241ZM11 255L10 254H5V253H3L2 255L0 254V259H1V261L2 262H0V264H31L32 262L31 261H29V260H27V257L25 258V256L24 257H22V258H25V259H22L20 256H19V254H13L12 255V249H11ZM45 253H47V252H45ZM44 253V254H45ZM53 253V252H52ZM56 253V252H55ZM89 253V252H88ZM93 252H91V253H89V254H92ZM99 253V254H100ZM102 253L100 254V255H102ZM115 253V252H114ZM115 254V256L117 255L118 256V254ZM127 253V252H126ZM126 253H123V254H126ZM128 253H130L129 251H128ZM135 253V252H134ZM141 254L140 252H137V254ZM239 253V252H238ZM33 254H34V256H33ZM39 254H42V253H39ZM58 254V253H57ZM87 254V253H86ZM98 254V255H99ZM109 254V253H108ZM145 254H146V252H145ZM151 254V253H150ZM173 254H175V253H173ZM176 254H177V252H176ZM215 254H216V252H215ZM215 254H213V255H215ZM59 255V254H58ZM97 255V254H96ZM103 255H105L104 253H103ZM128 254H126L125 255V258H127L128 256H127ZM130 255V254H129ZM142 256H144L145 257V255H143V254H141ZM158 255V254H157ZM211 255V254H210ZM218 255V254H217ZM235 255H237V253L235 254ZM48 256V255H47ZM53 255H51V257L50 258H52V260H54L53 259V257H52ZM55 256V255H54ZM61 256V255H60ZM64 255H62V257H63ZM78 256V255H77ZM90 256V255H89ZM92 256H94V253H93V255ZM119 256H122V255H119ZM127 256V257H126ZM156 256V255H155ZM237 256H240L241 258H242V255H237ZM237 256L235 257L234 255H233V257H235V259L237 258ZM82 257V256H81ZM95 257V256H94ZM96 257H99V256H96ZM216 257V256H215ZM38 258V259H37ZM55 259H57L56 257H54ZM89 258V257H88ZM124 258V259H125ZM136 258H137V256H136ZM146 258V257H145ZM156 258V257H155ZM218 258V257H217ZM92 259H94V258H92ZM98 259V258H97ZM107 259H109V257L107 258ZM128 260H129V258H127ZM127 259L126 260H122L121 259V261H127ZM141 259V258H140ZM208 259H209V257H208ZM220 259H221V257H220ZM219 259V260H220ZM233 259V258H232ZM243 259V258H242ZM33 260V261H34ZM42 260V261H41ZM59 260V259H58ZM62 260V259H61ZM78 260V259H77ZM95 260H96V258H95ZM99 260V259H98ZM110 260V259H109ZM112 260V259H111ZM120 260V259H119ZM118 260V261H119ZM156 260V259H155ZM218 260V259H217ZM215 258H214V261H212V263L213 264H228V263H226V262H228V261H226L225 263H223L222 261H217ZM50 261H51V259H50ZM55 261V260H54ZM57 261V260H56ZM55 261V262H56ZM79 261V260H78ZM87 261V260H86ZM118 261L117 262H115V263H118ZM120 261V262H121ZM137 261V260H136ZM153 261V260H152ZM189 261H191V260H188V262ZM206 261V260H205ZM234 261V260H233ZM237 261V260H236ZM236 261H234L235 263H230V264H237V262ZM59 262V261H58ZM95 262V261H94ZM93 262V263H94ZM135 262V261H134ZM139 262V261H138ZM145 262V261H144ZM148 262V261H147ZM153 262H155V261H153ZM152 262V263H153ZM158 262V261H157ZM186 263H187V260L185 261ZM230 262V261H229ZM240 262V261H239ZM86 263V262H85ZM96 263V262H95ZM100 263H101V261H100ZM114 263V262H113ZM122 263H124V262H122ZM128 263V261L125 263V264H127ZM140 263V262H139ZM142 263V262H141ZM146 263V262H145ZM149 263V262H148ZM147 263V264H148ZM151 263V264H152ZM159 263V262H158ZM178 263V262H177ZM184 263V262H183ZM186 263H184V264H186ZM190 263H192L193 264V261H191V262H189L188 264H190ZM201 263H203V260H202V262ZM210 263H211V261H210ZM211 263V264H212ZM243 263V262H242ZM49 264H54V263H50L49 262ZM58 264V263H57ZM112 264V263H111ZM137 264V263H136ZM143 264V263H142ZM154 264V263H153ZM156 264V263H155ZM172 264V263H171ZM180 264H182V263H180ZM206 264H207V262H206ZM238 264H241V262L240 263H238Z\"/></svg>",
    "mask_w": 264,
    "mask_h": 264
}]
</instances>
